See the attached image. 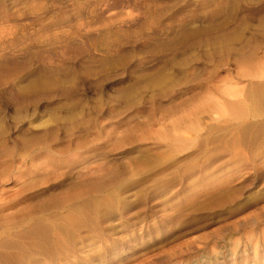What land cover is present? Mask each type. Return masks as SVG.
I'll list each match as a JSON object with an SVG mask.
<instances>
[{"label":"rangeland","instance_id":"374dc122","mask_svg":"<svg viewBox=\"0 0 264 264\" xmlns=\"http://www.w3.org/2000/svg\"><path fill=\"white\" fill-rule=\"evenodd\" d=\"M0 264H264V0H0Z\"/></svg>","mask_w":264,"mask_h":264},{"label":"bare ground","instance_id":"6f19581e","mask_svg":"<svg viewBox=\"0 0 264 264\" xmlns=\"http://www.w3.org/2000/svg\"><path fill=\"white\" fill-rule=\"evenodd\" d=\"M232 104V103H231ZM234 105V104H233ZM239 107V106H238ZM240 110V109H239ZM56 218V217H55ZM57 230V229H56ZM63 245V242L61 241V240H57L56 242H55V245H53V246H55L56 248H58V247H61Z\"/></svg>","mask_w":264,"mask_h":264}]
</instances>
